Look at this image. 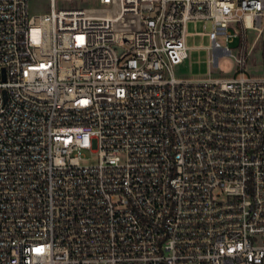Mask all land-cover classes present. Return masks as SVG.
Instances as JSON below:
<instances>
[{
  "label": "built area",
  "instance_id": "1",
  "mask_svg": "<svg viewBox=\"0 0 264 264\" xmlns=\"http://www.w3.org/2000/svg\"><path fill=\"white\" fill-rule=\"evenodd\" d=\"M72 1L0 0V264H264V77L174 76L264 0Z\"/></svg>",
  "mask_w": 264,
  "mask_h": 264
},
{
  "label": "rangeland",
  "instance_id": "2",
  "mask_svg": "<svg viewBox=\"0 0 264 264\" xmlns=\"http://www.w3.org/2000/svg\"><path fill=\"white\" fill-rule=\"evenodd\" d=\"M98 0H75L72 2L57 3L58 9L97 8ZM28 11L30 16H41L49 12V0H29ZM212 23L210 21H189L185 27V45L189 49L188 62L174 68V76L178 79L204 80L227 79L240 76V72L246 77H264V57L262 51V39L256 43L243 70L239 71L236 58L239 57L240 39L233 37L231 41H225L224 37H218L217 41L223 47L230 50V55L219 56L217 67L212 64V42L209 39ZM231 34L236 33L233 28H228ZM256 37V32L248 31L246 35L247 49ZM81 161L82 165H94L97 156L91 152H85Z\"/></svg>",
  "mask_w": 264,
  "mask_h": 264
}]
</instances>
